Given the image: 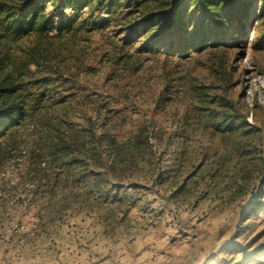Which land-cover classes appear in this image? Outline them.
Here are the masks:
<instances>
[{
    "label": "rangeland",
    "instance_id": "1",
    "mask_svg": "<svg viewBox=\"0 0 264 264\" xmlns=\"http://www.w3.org/2000/svg\"><path fill=\"white\" fill-rule=\"evenodd\" d=\"M26 1L0 0V264H264L259 2L186 51L159 39L186 0Z\"/></svg>",
    "mask_w": 264,
    "mask_h": 264
},
{
    "label": "trees",
    "instance_id": "2",
    "mask_svg": "<svg viewBox=\"0 0 264 264\" xmlns=\"http://www.w3.org/2000/svg\"><path fill=\"white\" fill-rule=\"evenodd\" d=\"M86 5L90 0H81ZM256 0H186L170 10V18L167 22V34L163 39L166 44L175 43L179 48L188 51L192 47L200 49V46L228 45L240 38V31L244 26V20L249 19V12L253 8L248 2ZM255 9L261 17L264 16V0H257ZM27 6H35L36 1L27 0ZM52 3L63 9L67 5L66 0H52ZM164 15V14H163ZM154 17H159L155 15ZM247 17V18H246ZM44 21L34 16L28 22H20V29H28L39 32L43 28ZM142 24L139 23L140 26ZM152 28V23H150ZM151 43L156 39L150 40ZM200 47V48H198ZM9 54L6 47H0V135H6L4 128L14 119L18 111L16 99L19 97L17 86L13 84V76L6 69L9 63ZM27 64L29 62H26Z\"/></svg>",
    "mask_w": 264,
    "mask_h": 264
}]
</instances>
